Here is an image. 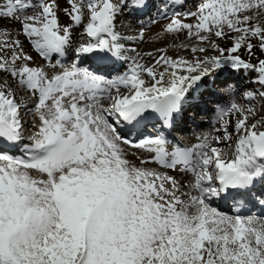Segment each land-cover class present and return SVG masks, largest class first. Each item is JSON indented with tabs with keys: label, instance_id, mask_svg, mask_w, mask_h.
<instances>
[{
	"label": "snow or ice",
	"instance_id": "obj_1",
	"mask_svg": "<svg viewBox=\"0 0 264 264\" xmlns=\"http://www.w3.org/2000/svg\"><path fill=\"white\" fill-rule=\"evenodd\" d=\"M152 6L0 0V22L19 24L0 29V264H264V212L251 211L264 210V59L241 55L264 53V0H202L194 23L173 15L164 31L184 33L188 55L161 48L146 65L127 46L143 29L126 35L120 20ZM241 71L259 85L241 93L248 106L230 83ZM218 84L211 130L173 137L185 105ZM126 148L147 157L132 163Z\"/></svg>",
	"mask_w": 264,
	"mask_h": 264
},
{
	"label": "bare ground",
	"instance_id": "obj_2",
	"mask_svg": "<svg viewBox=\"0 0 264 264\" xmlns=\"http://www.w3.org/2000/svg\"><path fill=\"white\" fill-rule=\"evenodd\" d=\"M186 1L188 2L187 7H186V5L185 6L183 5V0H153V6L151 7V9L148 12L142 13V14L141 13H137V14H134V16L131 15V19L129 18L130 20H128V18H126V16L121 17L120 24L122 25V27H120V30L121 31L122 30H128V31H131L134 34V33L138 32L140 29H143L144 33H146V35H149L150 32H147V30H151L153 26L149 27L147 25L153 21V19H154L153 16H156V18L162 17V16H167V18L165 19V21H167V20L171 19L173 15L179 14V16L183 19L184 18V16H183L184 12L188 13V9L187 8H189V11H193V8L194 7L196 8V5L198 7V5L200 3H202V0L199 1V2L197 0V3H196V0H186ZM160 2H163L166 5V9L165 10L162 9V8L160 10V6H159ZM58 3L60 5L61 9L64 6H66V0H58ZM150 13H151V17L148 16L149 18L147 20H145V21L139 22V20L136 19V17H138V18L140 17L139 19L144 18V16L146 14L150 15ZM59 15H60V21H61L62 24L68 23V18L63 14L62 11H60ZM144 19H146V18H144ZM127 20L130 21V22H128ZM5 28L9 32L13 33V35H16V34H18L19 24L10 23L7 20L0 22V29H5ZM172 35H175V37H173V38L169 37V36H172ZM167 37H169V38H167ZM20 39L24 42L26 49L31 51L28 48L27 41L24 40L23 36H20ZM153 41H154V44L151 43V42L142 44V47H144V49L141 52V54H139V55L132 54L133 53V51H132V52H129L128 55L131 58L134 57L139 62L144 63L146 65L152 63L153 58L157 55V50L161 49V48L165 49L169 55H173V56H175V55H188L187 52L183 51L182 49H180L178 47L181 43H187L186 35L184 33H168L165 37L164 36L163 37H157L156 40H153ZM136 42H138V40L127 42V46L130 48L132 45H134V43L136 44ZM218 43H220L221 46H225V47L229 46L228 41H225V40H219L218 39ZM253 43L255 44L256 41L253 40ZM131 48L135 49L134 46L131 47ZM258 49L259 48L257 46L255 48V55H256V52L259 51ZM149 52L152 53V56L148 55ZM31 54L36 56L34 52H32ZM208 54L209 55H214L215 53L210 50ZM248 60H251L253 63H256V60H255L254 56L250 57ZM129 61L131 62V60H129ZM37 62L38 63H43V61L41 62L40 60H37ZM122 69L126 70L125 68H122ZM122 69H121V71H123ZM241 75H242V78L240 77L239 73H234L232 78H231V80H230V83L233 85V87L238 89L237 94L234 97L236 102L244 104L245 106H248V102L246 100H244L243 98H240V94L243 91H248V90L252 91L254 89H258L259 85L254 84L252 82L253 78L255 76V73H252V72L245 73V72L242 71ZM218 86H223V85L219 84ZM216 94L220 95V93H219L217 88H216V93L215 94H213L211 96L206 95L202 101L197 102L195 105H187L186 104L185 107H184V110H183V112L181 114V117H180V120H181L180 129H185L186 130V121H187V122H189V123H187V128L189 129V130H187L188 135H190V132H192V130L193 131L198 130L197 127H200L201 124L204 125L202 130H199L201 133L210 131L212 125L211 126H208V125L211 124L210 121L214 117V113L210 112L212 110V109H210V106L213 105V104H210V105L207 104L208 101H214V104H215V102H217V104L214 105V107H216L218 104H223L225 102V99H222V98L218 97ZM204 104L205 105L207 104L208 107L207 108L204 107ZM254 104L257 107L258 111L261 114H264V102L260 103L257 100H255ZM207 109L209 110L208 111L209 116H206V118H205V120L203 122L198 123L196 120L194 121V119H196L194 117H193L194 119L192 120V122H190L191 117L188 114L190 111L192 113L194 111V113L196 114V113L202 112V111L207 110ZM202 115H204V114H202ZM30 116H32V115L29 114V115H25L24 116L25 133H28L29 127L31 125V122H33V121H31V117ZM32 118H33V116H32ZM147 129H148V126L144 130V135H146V130ZM199 131H197V132H199ZM133 137H135V134H133ZM195 137H197V136L196 135L188 136V138H186L188 144L194 143L195 142ZM126 151H128V153H129L128 158H129V160L132 163H137L138 164V159H137L138 157H144V158L147 157V153H144L142 150H138V149H134V148H126ZM16 153L19 154V152H16ZM16 153H14V154H16ZM153 166H155V165H149V167H153ZM212 206L213 207H217L219 210L224 211V212H228L229 211L228 205L225 204L223 201H214ZM251 211L253 213L264 212V210H262L259 207L252 208Z\"/></svg>",
	"mask_w": 264,
	"mask_h": 264
},
{
	"label": "rangeland",
	"instance_id": "obj_3",
	"mask_svg": "<svg viewBox=\"0 0 264 264\" xmlns=\"http://www.w3.org/2000/svg\"><path fill=\"white\" fill-rule=\"evenodd\" d=\"M199 1H201V0H198V2ZM158 2V1H157ZM196 3H197V0H196ZM162 6V8L165 10L166 9V7H164V6H166L163 2H160V4H159V6ZM184 5H188L187 4V2H185L184 3ZM161 6H160V10H161ZM199 6V5H198ZM197 9V5H196V8L194 7L193 8V11H195V10ZM188 12H189V8H188ZM153 14V13H152ZM186 14H187V12L185 13L184 12V14H183V16H184V20H185V22H188V23H194L195 21L192 19V18H190V17H186ZM179 15V14H178ZM134 16V15H133ZM148 16H150L151 17V13H150V15H148V14H146L145 16H144V18H146V19H144V18H141V19H139L138 17H136V19H138L139 20V22H142V21H145V20H147L149 17ZM126 18H128V20H130L131 19V16H126ZM130 18V19H129ZM153 21L151 22V23H149L147 26H149V27H152V29L151 30H147V32H150L149 33V35H146V33H144V38H143V40H138V42H136V44L134 43V45H132L131 47H135V51H133V53L132 54H136V55H139V54H141V52L143 51V49H144V47H142V44L143 43H153L154 44V41L153 40H156V38L157 37H165L168 33H166L165 31H164V27L166 26V24L169 22V20H167V21H165V19L167 18V16H163V17H158V18H156V16H153ZM127 20V21H128ZM128 22H130V21H128ZM148 27V28H149ZM122 32L124 33V34H126V35H129V34H133L131 31H128V30H122ZM169 37H175V35H172V36H169ZM169 37H167V38H169ZM149 41V42H148ZM133 44V43H132ZM130 47V48H131ZM259 50V49H258ZM36 55V54H35ZM241 55L245 58V59H249L250 57L247 55V53H246V51H244V50H242L241 51ZM134 56V55H133ZM134 58V57H133ZM254 58H255V60H256V62H257V59H264V53H261L260 52V50L258 51V52H256V55L254 56ZM37 60H39V58L37 57ZM42 62V61H41ZM252 62V61H251ZM128 63H131L130 61L128 62ZM253 63V62H252ZM123 71H124V69H122ZM242 72V71H241ZM241 72H239V75H240V77L242 78V75H241ZM219 85V84H218ZM217 89H218V91H219V93H220V95L222 96V97H224V98H226L227 97V93H226V91H225V88H224V86H217ZM248 91H250V90H248ZM218 97H220V98H222L219 94H216ZM240 98H243L242 97V95L240 94ZM206 99V98H205ZM258 102H260V103H263L264 101H261V100H259L258 98L256 99ZM207 104H213V105H211L210 106V109H212L210 112H213V109L215 108L214 107V105H216L217 104V102H215V104H214V101H208V103ZM205 105L204 104V107H208V105ZM205 111V112H204ZM204 111H202V112H199V113H194V111H193V113L190 111L188 114H189V116L191 117V120H190V122H192V120L194 119V118H196V119H194V121L196 120L198 123H201V122H203L204 120H205V118H206V116H209V113H208V109L207 110H204ZM207 112V113H206ZM202 114H204V115H202ZM206 114V115H205ZM211 114V113H210ZM31 117V121H33V118H32V116H30ZM194 117V118H193ZM187 123H189V122H187ZM208 126H211V124L210 125H208ZM204 127V125H200V127H197V129L198 130H196V131H193L192 130V132H190V135H196V136H199L200 134H201V132L199 131V130H202V128ZM201 128V129H200ZM32 131H34V129H33V127H32V122H31V125H30V127H29V131H28V133H25V143L27 142V139H26V137L28 136V135H30L31 133H32ZM197 131H199V132H197ZM180 132H182V133H179V134H181V138L184 136V137H188V136H190V135H188V133L187 132H183V131H180ZM184 134V135H183ZM181 141H183L185 144H187L186 142H187V140H184L183 138L182 139H180ZM20 154V153H19ZM18 154V155H19ZM153 167H156V166H153Z\"/></svg>",
	"mask_w": 264,
	"mask_h": 264
}]
</instances>
